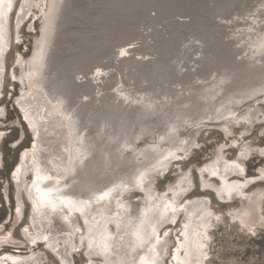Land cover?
<instances>
[{
  "label": "bare ground",
  "instance_id": "6f19581e",
  "mask_svg": "<svg viewBox=\"0 0 264 264\" xmlns=\"http://www.w3.org/2000/svg\"><path fill=\"white\" fill-rule=\"evenodd\" d=\"M38 19L31 55L25 44L14 55L17 68L9 71L20 83L14 102L34 136L12 174L13 220L22 216L23 188L32 200V243L47 237L58 247L62 240L57 252L72 264L81 214L87 222L81 236L95 246L87 259L100 254L99 264H164L169 253L171 264H211V230L224 214L247 231L263 224L255 200H263L264 188L246 189L256 177L246 175L245 161L264 155V146L251 140L225 163L227 143L218 144L199 167L201 186L222 200L243 195L242 205L223 213L206 196L185 197L192 186L189 170L163 192L154 189L173 160L189 154L202 129L238 122L243 110L249 118L260 111L264 0H0V96L11 42L21 40L24 27L36 31ZM249 130L248 123L241 132ZM231 142L236 147L237 140ZM258 171L263 174L264 165ZM216 175L219 182L209 180ZM132 190L144 196L132 197ZM166 204L175 213L165 212ZM173 231L177 239L169 236ZM14 241L11 230L0 232V251ZM0 256L10 264L31 258Z\"/></svg>",
  "mask_w": 264,
  "mask_h": 264
},
{
  "label": "rangeland",
  "instance_id": "374dc122",
  "mask_svg": "<svg viewBox=\"0 0 264 264\" xmlns=\"http://www.w3.org/2000/svg\"><path fill=\"white\" fill-rule=\"evenodd\" d=\"M40 23L41 21L38 19L35 26L36 31L34 32H30L24 27L22 29L21 40L18 41L13 39L6 55V78L4 79V85L2 89L3 95L0 96V107H5V115L0 117V130L3 129L2 131L4 133L2 139L0 140V152L2 154V164H0V232L11 230L16 242L14 241L13 243H9V245H5L4 249L0 251V255L4 252H9L21 254L26 257L28 256L27 258L31 257L25 260L26 262L22 261L23 264H36V261H38L37 264H53L54 261L56 264H64L63 259L57 252V249L61 246L60 242H62V240H58V247L52 246L54 240L50 241V243H46L47 241L44 238L36 240L35 243L30 241L29 232L33 233L34 231L33 226H31L29 223V219L31 218L32 200L30 199L28 192L25 191V188L21 190L22 201H24V211L22 210V216L19 221L16 222L13 220V215L16 208V184L12 174L15 166L19 162L20 153L28 147L32 137H30L28 126L25 125L22 120V111L16 102H14L15 97L20 93V83L11 80L9 71H11L13 67H15V69L17 68V66H14L13 62L14 55L18 50H22L25 44H28L25 55L27 57L31 55L33 36L38 34L37 31L40 29ZM260 106L261 109L258 114L251 118L244 116L243 113L245 110H243L240 111L237 117V121L239 120L238 122L234 121L235 123H228L229 125H224V127L213 125L202 129L197 135L196 143L189 150V154L185 157H178L174 159L166 173L157 179L154 193L163 192L169 183L171 185L180 178L178 175L179 172L189 170L193 178L192 186L186 193L185 197L190 198L194 196H206L210 200V207L212 209L214 208L213 210L216 212L223 213H226V210L232 206L242 205L241 203L246 201V198L243 195H235V197L233 196V198L227 199L228 201L222 200L219 198L217 192L213 188H204L201 186L203 178L200 176L201 172L199 171V167H201L204 163L209 162V160L213 157L215 147L218 144L227 143L226 147L224 148L226 159H223V163L227 162V159H232L235 157L238 146L244 142L251 140L250 142L255 145L264 146V137L260 136L261 131L264 132V102H261ZM247 122L250 125L249 132H241L242 130L247 129ZM22 129H24L25 132L24 137H21L20 135V130ZM233 139L237 140V143L235 144L236 147H230V145L233 144V142H231ZM245 165L246 175L248 177H256L254 179L255 181H252V183L249 181L246 189L251 191L253 189H257L258 187L264 188V173H257L259 172L258 167L264 165V155L258 156L257 154H254V156L251 158H247ZM30 174H32V172L26 173V181H30ZM203 174L205 177V173ZM217 176L219 175L212 176L209 180L219 182L220 178ZM129 194L132 197L144 196L143 190H132ZM257 199L258 198H256L255 202L259 201V204L262 207L261 211L264 215V198L263 200ZM255 202L252 201V203L248 204L253 206ZM141 203L144 204L145 201L143 200ZM182 215V212L179 213L175 223L169 227H171L173 230L179 228V223H181L180 220L183 218ZM223 216L225 222L221 221L219 225H216V228L214 227L211 230V264H264V220H261V222L263 221V224L258 223L253 230L247 231L246 229L240 227L236 222L230 220L231 218L228 214H224ZM101 221L102 219L98 221L100 225ZM78 222L81 224V227L76 229L73 234L72 264H86L87 262L88 264H99L102 260V255L100 254H93L87 259V251H90L87 243V237L81 236L85 230L87 233V222L81 214H79ZM109 224L110 226L115 225L113 221H110ZM25 228L30 230L29 232L27 231V234L24 233ZM176 233L177 232L173 231L171 234H169V236H171L172 239H177ZM91 244L92 250L95 248V246H93V242H91ZM169 247L171 251V249L174 248V243H171ZM169 255L164 258V264H171V257H169ZM30 259H32L31 261L34 263H32ZM2 261H6V264H10L9 259L2 258V260H0V264Z\"/></svg>",
  "mask_w": 264,
  "mask_h": 264
},
{
  "label": "snow or ice",
  "instance_id": "6c2138e0",
  "mask_svg": "<svg viewBox=\"0 0 264 264\" xmlns=\"http://www.w3.org/2000/svg\"><path fill=\"white\" fill-rule=\"evenodd\" d=\"M8 7H9V8L12 7L11 2H9ZM13 79H14V77H13ZM25 118H27V117H25ZM260 136H261V137H264V132H261V133H260ZM236 167L239 168V165H236ZM241 171H243V169H241ZM107 195H108V193H104V194L102 195L101 198H104V197H106ZM169 209H171V211H172L173 213H175V211H176V208H174V207L172 206V204H166V205L164 206V210H165V212H167ZM17 211H19V210L17 209ZM217 219H219V217H217ZM173 223H175V221H173ZM185 227H187V225H185ZM24 231L27 232L28 229L25 228ZM253 234H255V233H253ZM165 235H167V233H165ZM44 239L47 240V237H44ZM157 239H158V238H157ZM33 242L35 243V241H33ZM88 247L91 249V248H92V244L89 243V244H88ZM107 247H108L107 244H104V245H103V249H104V250H107ZM203 247H204V245L201 244V245H200V248H203ZM205 258H207V257H205ZM53 264H56V262L54 261Z\"/></svg>",
  "mask_w": 264,
  "mask_h": 264
},
{
  "label": "water",
  "instance_id": "95a60500",
  "mask_svg": "<svg viewBox=\"0 0 264 264\" xmlns=\"http://www.w3.org/2000/svg\"><path fill=\"white\" fill-rule=\"evenodd\" d=\"M22 120H23L24 124H25V125H27V126H28V128H29V130H28V129H27V130L29 131L30 137H32V138H33L34 136H33V134H32V130H31V128L29 127V125L27 124V121H26V119L23 117V119H22Z\"/></svg>",
  "mask_w": 264,
  "mask_h": 264
}]
</instances>
